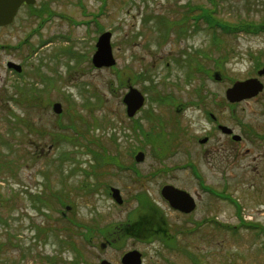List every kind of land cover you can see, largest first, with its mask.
<instances>
[{"label": "rangeland", "instance_id": "obj_1", "mask_svg": "<svg viewBox=\"0 0 264 264\" xmlns=\"http://www.w3.org/2000/svg\"><path fill=\"white\" fill-rule=\"evenodd\" d=\"M218 1L217 16L226 22L264 23V0ZM79 2L35 0L31 8H19L12 24L0 27V264H49L55 257L56 264H93L102 256L117 262L133 249L145 254L143 264H165L168 256L173 264H195L186 253L197 264H264V140L254 146L245 141L241 153L222 157L206 155L213 141L207 146L197 142L210 127L208 112L217 106L230 125L239 118L264 133V91L232 105L226 99L236 81L258 77L264 83L258 75L264 67V33L212 32L203 18L195 21L200 7H212L208 0ZM160 21H170L171 28ZM103 32L112 34L117 63L97 69L92 58ZM9 62L23 66L21 75L8 68ZM216 73L221 81L215 80ZM129 86L142 91L146 100L135 117L142 125L139 131L123 103ZM197 87H203L200 109L177 111L172 99L166 102L170 93L194 99ZM57 103L60 114L53 111ZM162 117L174 138L164 154L166 162L154 159L146 145L140 150L144 162L136 164L139 150L134 153V146L140 147L143 131ZM174 118L176 124L169 120ZM77 134L89 145L92 135L102 136L110 154L140 171L143 178L112 166L107 174L101 172L120 191L121 205L104 186H94L95 176L89 179L82 172L90 169L85 161L91 158L74 152ZM68 151L77 154L63 161ZM188 162L198 166L204 183L199 184L192 169L176 170ZM160 167L174 170L152 177ZM164 185L188 191L196 210L176 213L161 196ZM140 194L148 200L143 206ZM207 217L235 231L205 222ZM152 221L160 225L144 223ZM137 224L139 232L133 228ZM156 228L177 248L159 237L151 245L139 241L138 235L156 236ZM105 234L119 239L118 248L100 249V235ZM85 239H94L95 247Z\"/></svg>", "mask_w": 264, "mask_h": 264}, {"label": "trees", "instance_id": "obj_2", "mask_svg": "<svg viewBox=\"0 0 264 264\" xmlns=\"http://www.w3.org/2000/svg\"><path fill=\"white\" fill-rule=\"evenodd\" d=\"M208 1L212 5V7L211 8H207L206 7V8L201 9V14L199 15V17H197L195 19V21L197 22L200 17L203 18L206 21V23L208 24V26L211 29H213V30H211L212 32H215V31H217L216 30L217 28H220V29H222L223 34H230V35L239 34V33L244 32V31L252 32L254 34L264 33V23L259 24V25L256 26V25H252V24L248 25V24L244 23L243 21H239V22H237V24L235 22H226V21H224L223 19H221V18H219L217 16V13L219 12V9H218L219 1L218 0H208ZM189 20H190V16H189ZM160 22L162 24L163 21H160ZM168 24H170V21L166 22V23H163L162 26H164V27L169 29V28H171V25H168ZM32 98H33V101H35L34 97H32ZM169 100H170V98L167 99L166 102L168 103ZM41 102L42 101H40V104L42 105ZM40 104H39V106L41 107ZM131 121L136 124L134 126L135 130L139 131V126H142V125L140 123L137 124L138 120H136V119H131ZM165 129H166L165 126H163L162 124H161V130L158 128V125H154V124L148 130L144 129L146 132L143 131L144 141H143V146L140 147V148L145 150V146L149 145L152 148V154L155 157H157V159L159 157H161V156H165L164 155L165 152L167 150H169V147L171 146V142H173V140H174V138L172 136H170L169 134H167L164 131ZM79 137L83 138L82 135L77 134L76 140L72 141L73 143H75L74 144V146H75L74 152L77 151V152L82 153L84 155L90 156L91 160H93V162H94V164H91L90 160L86 161L88 166H90V169H84L83 168L82 172H84L86 174L85 176L88 177L89 179H90V177L95 176V178L97 180H96V184L94 186H100V185L104 186L103 188H105L106 192L109 193V189L111 187V185H110V180L111 179L110 178L109 179L103 178L101 172L105 169L103 171V174L106 173V170L109 169L108 167H111V166H112V168L113 167H118L120 170L125 171V170H128V169H131L130 166H128L127 164L123 163L121 158L119 157V155H114L113 156L112 154H110L108 152V149H106L102 145L103 144L102 143V140H103L102 136L96 137L95 135H92L93 139H92V142H91L92 144L91 145L88 144L89 140H87V142L84 143L85 142L84 138L82 139V138H79ZM114 137H116V136L114 135ZM69 143H70V141H69ZM93 146H95L97 149H94ZM137 149L138 148H136L134 146V150H133L134 153L136 152ZM74 152L68 151V152L63 153L61 159L63 161L69 160V158L72 159V155L75 156L77 154V153L73 154ZM10 163L13 164L12 162H9V164ZM78 163H81V161L80 162L78 161ZM0 164H2V163H0ZM77 167L79 169L81 166H77ZM131 167L133 169V166H131ZM0 169H2V165H0ZM78 169H74L72 172H76V171H78ZM100 169H102V170L99 171ZM136 172L138 173V171H136ZM194 174L197 175V172L194 171ZM139 178H143L142 175H140ZM82 187L84 188V187H86V185H82ZM52 195H59V194L53 192ZM144 195L145 194H140V197H139V201L142 202V206L145 205L146 201H148L145 198ZM37 198H38L37 200L40 201L39 205L45 204V200L43 199L44 197L41 198L40 194H39L37 196ZM0 201H1V199H0ZM63 203H66V202H64L63 198L61 197L60 205H63ZM152 217L154 218V215ZM144 223H149V225L151 227L157 226L158 224L160 225V222L156 223L154 221H152V222H144ZM133 228L136 231H138V232L141 231L140 224L135 225ZM159 228H161V227H159ZM227 228H230V227L228 226ZM161 230L163 232V229H161ZM155 231H154V233H156L155 235L156 236L159 235V231H158L157 228H156ZM146 233H147V231H146ZM148 233H150V232L148 231ZM160 235H162L163 238H165L169 242V245H171L172 247H177L176 244L173 241H169V238H168V236L165 235V232L160 233ZM0 246H2V245H0ZM187 254H188L189 257H190V255H192L191 253H187Z\"/></svg>", "mask_w": 264, "mask_h": 264}, {"label": "flooded vegetation", "instance_id": "obj_3", "mask_svg": "<svg viewBox=\"0 0 264 264\" xmlns=\"http://www.w3.org/2000/svg\"><path fill=\"white\" fill-rule=\"evenodd\" d=\"M22 6H27L28 8L29 7L31 8L34 5H28V4L25 3ZM22 68H23V66H22ZM202 89H203V87L194 88L192 90V93L194 95V99L192 98L191 100H188V99L185 100L184 98L182 100H180V98L177 97L174 94L171 95V96H173V98L171 96L169 98L172 99V100L174 99L176 101L174 108H176L177 111L182 110L183 107H186V108H199L200 109L201 104H204V100H203L204 97L201 96ZM232 109H233L232 116L234 118H236L235 114H234L235 113V109L234 108H232ZM187 110L188 109H184V111H187ZM220 110H221V107L217 106L215 108L214 112H211V113L208 112L209 114L207 115V117L209 119L208 121L210 123V127H209L208 130H206V134H204L202 137L199 136L197 138V142L201 146L202 145L207 146V145L211 144V142L213 141L214 147H213V149H210V150L206 151V155L207 156H210V155H214L215 157H218V156L222 157V156H226V155H231V156L234 155L235 156V154L237 155V154L241 153L242 147H243V142L247 141L249 143V145L254 146L256 140H264V133L258 132L255 128H253L251 126V124L244 123V121H242L239 118H238L236 124L230 125L228 122H226L223 119L222 115L219 112ZM203 111H204V109H203ZM137 115H138V113L136 114V116ZM135 117L133 119H136ZM136 120H138V119H136ZM169 120H171L173 122L174 120H176V118L169 119ZM161 121L162 122L158 125V127L159 126L161 127V124L166 122V120H164L163 117L161 118ZM178 121L179 120L177 119L175 121V124ZM167 129H168V126L164 130L166 133H168ZM222 137H224V138L222 139ZM140 144H141L140 147H142L143 143H140ZM140 147L138 148L139 150H141ZM151 150H152V148H151ZM246 151L247 152H245V151L244 152L248 153L251 150L246 149ZM140 152H142V151H140ZM152 157L154 159H157V157H155L153 154H152ZM164 159H166V156H161L157 160H159V162H160V161H163ZM163 162H166V161H163ZM171 168L172 169H170L168 167H166V168L160 167L159 170L155 171L156 173H154L152 175V177L158 176V175H160L163 172H168V173L172 172L174 170V168L173 167H171ZM179 168H182V169L189 168L190 170L192 169V171H196L198 174H201L200 171H199L198 166L196 164H194L193 162L192 163L188 162L186 167H184V164L183 165H177L176 166V170L179 169ZM139 173H140V171H139ZM174 211L176 213L183 214V213H181V212H179L177 210H174ZM183 215H185V214H183ZM207 218L208 219L207 220L205 219V222H213L214 224L217 223L216 219L209 218V217H207ZM201 221H204V220H201ZM140 236H142V235H138L137 236V237H139L141 239L139 241L147 242L149 245L157 242V237L156 236H152V237H155V239H151L152 237L148 238L149 237L148 235H147L148 237H140ZM95 237L96 236H94V239H95ZM100 238L101 239L103 238V240H104L100 244V249H101V247L103 248L102 251L104 249L105 250L115 249L116 244H117L116 242L119 240L113 234H112V236L109 235V234L100 235ZM94 239H93L92 242L89 243L92 248L95 247V244H93L94 243ZM116 248H118V247H116ZM134 250L138 251L141 254V263L143 264L146 261L145 254L142 251L137 250V249H133L131 251H134ZM126 253L127 252H124L123 254L125 255ZM124 255H121V257L117 259V262H115V261L111 262V260H108V259L104 258V256H102L103 259H101V260L99 259V262H96V263L94 262L93 264H100L104 260H106V261H108V262H110L112 264H123ZM49 260H50L49 264H56L57 263L56 257L54 259H49ZM165 264H173V261L171 260V258L169 256H168Z\"/></svg>", "mask_w": 264, "mask_h": 264}, {"label": "water", "instance_id": "obj_4", "mask_svg": "<svg viewBox=\"0 0 264 264\" xmlns=\"http://www.w3.org/2000/svg\"><path fill=\"white\" fill-rule=\"evenodd\" d=\"M24 3L34 4L35 0H0V27L11 24L15 16ZM110 32H106L101 35L97 43V51L93 57V64L97 68L113 67L116 64V60L113 56V50L111 46ZM9 68L15 69L17 72H21V66L10 62ZM259 75H264V68L259 71ZM219 79V76L216 75ZM264 90V85L258 79H248L246 81L236 82L232 88L227 91V98L231 103L240 102L241 100L253 98ZM144 96L134 88H131L130 92L125 96L124 102L127 105V113L130 117L135 116L137 111L144 105ZM54 111L58 114L62 112V105L57 103L54 105ZM137 161L144 160V154L139 153L136 156ZM113 197L115 200L122 204L123 200L120 191L113 189ZM162 195L171 206L184 213H191L196 203L194 198L186 191L177 189L173 186H166L162 190ZM101 264H111L108 261H103ZM123 264H142L141 254L138 251H131L124 255Z\"/></svg>", "mask_w": 264, "mask_h": 264}, {"label": "bare ground", "instance_id": "obj_5", "mask_svg": "<svg viewBox=\"0 0 264 264\" xmlns=\"http://www.w3.org/2000/svg\"><path fill=\"white\" fill-rule=\"evenodd\" d=\"M115 58V57H114Z\"/></svg>", "mask_w": 264, "mask_h": 264}]
</instances>
